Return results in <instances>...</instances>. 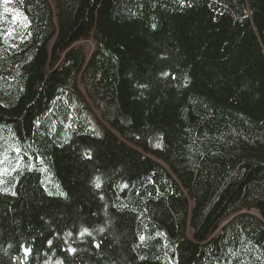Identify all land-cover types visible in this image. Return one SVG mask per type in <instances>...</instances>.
I'll return each instance as SVG.
<instances>
[{"label": "trees", "instance_id": "trees-1", "mask_svg": "<svg viewBox=\"0 0 264 264\" xmlns=\"http://www.w3.org/2000/svg\"><path fill=\"white\" fill-rule=\"evenodd\" d=\"M0 264H264V0H0Z\"/></svg>", "mask_w": 264, "mask_h": 264}, {"label": "rangeland", "instance_id": "rangeland-1", "mask_svg": "<svg viewBox=\"0 0 264 264\" xmlns=\"http://www.w3.org/2000/svg\"><path fill=\"white\" fill-rule=\"evenodd\" d=\"M76 45H81L85 48L86 53L89 55V53L92 52L94 49V43L91 40H82L76 43Z\"/></svg>", "mask_w": 264, "mask_h": 264}, {"label": "snow or ice", "instance_id": "snow-or-ice-1", "mask_svg": "<svg viewBox=\"0 0 264 264\" xmlns=\"http://www.w3.org/2000/svg\"><path fill=\"white\" fill-rule=\"evenodd\" d=\"M97 187H99V184H97Z\"/></svg>", "mask_w": 264, "mask_h": 264}]
</instances>
